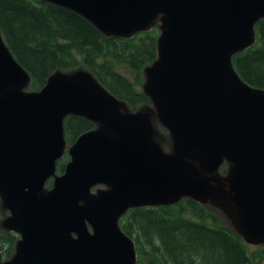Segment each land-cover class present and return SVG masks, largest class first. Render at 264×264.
I'll return each mask as SVG.
<instances>
[{
  "label": "water",
  "instance_id": "1",
  "mask_svg": "<svg viewBox=\"0 0 264 264\" xmlns=\"http://www.w3.org/2000/svg\"><path fill=\"white\" fill-rule=\"evenodd\" d=\"M37 1L109 38L157 28L143 71L151 105L131 111L83 69L29 90L0 33V226L18 236L0 264H137L121 218L182 199L213 204L245 243L264 246V90L232 63L255 44L264 0ZM69 116L94 128L67 144Z\"/></svg>",
  "mask_w": 264,
  "mask_h": 264
},
{
  "label": "trees",
  "instance_id": "2",
  "mask_svg": "<svg viewBox=\"0 0 264 264\" xmlns=\"http://www.w3.org/2000/svg\"><path fill=\"white\" fill-rule=\"evenodd\" d=\"M0 33L17 62L31 77L30 90H39L54 72L83 69L131 111L150 105L137 90L143 71L156 59V28L132 39L109 38L88 22L62 7L37 0H0ZM256 43L235 55L232 63L240 78L264 90V20L255 27ZM122 68V69H121ZM134 75L131 81L120 72ZM91 122L69 116L64 120L70 144L93 129ZM165 134L164 130H161ZM162 146L168 149L166 140ZM65 155L56 171L63 173ZM225 166L221 173H225ZM50 186V182L47 183ZM206 208L191 199L168 207L129 210L120 220L121 230L133 240L137 264H251L264 261V247L248 255L240 237ZM14 233L0 229V252L12 254Z\"/></svg>",
  "mask_w": 264,
  "mask_h": 264
},
{
  "label": "rangeland",
  "instance_id": "3",
  "mask_svg": "<svg viewBox=\"0 0 264 264\" xmlns=\"http://www.w3.org/2000/svg\"><path fill=\"white\" fill-rule=\"evenodd\" d=\"M122 69V68H121ZM120 69V72L123 74L124 77H126L127 79L133 81L134 80V75H132L131 73H129L128 71L126 70H121ZM143 83H144V80H143ZM142 88H143V84L140 86L138 85L137 86V90L138 91H141L142 92ZM151 105V104H150ZM148 105V106H150ZM147 106V107H148ZM144 108V107H143ZM1 200H0V225L2 226V221L9 215V212L7 210H5L3 208V206L1 205ZM209 205V203H207ZM206 210L209 212L210 214V217L208 220H207V224H210L212 221H213V218H217L220 222H222L224 225L231 227V224H230V220L227 218L226 215H224V211H222L221 209L215 207L213 204H210L209 206L206 205ZM1 226H0V229H1ZM3 230V229H1ZM233 230V229H232ZM4 231V230H3ZM234 231V230H233ZM235 232V231H234ZM241 239V238H240ZM242 240V239H241ZM243 245L245 246L246 250H247V253L248 255H251V253L253 252H256V251H260L262 249V247L264 246H260V245H257V246H253V245H250V244H247L245 243L243 240ZM15 245V244H14ZM14 252V246H13V250H12V253ZM12 255V254H11ZM10 255V256H11ZM9 256V257H10ZM251 264H264V261H256V260H252Z\"/></svg>",
  "mask_w": 264,
  "mask_h": 264
}]
</instances>
